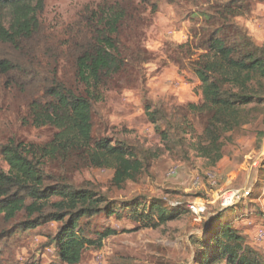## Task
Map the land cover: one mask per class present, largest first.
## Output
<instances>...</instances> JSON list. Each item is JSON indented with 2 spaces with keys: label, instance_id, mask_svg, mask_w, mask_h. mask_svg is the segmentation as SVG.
Wrapping results in <instances>:
<instances>
[{
  "label": "trees",
  "instance_id": "16d2710c",
  "mask_svg": "<svg viewBox=\"0 0 264 264\" xmlns=\"http://www.w3.org/2000/svg\"><path fill=\"white\" fill-rule=\"evenodd\" d=\"M135 1L138 4L130 2L127 7L115 2L99 11L97 23L84 28L87 37L80 39L76 32L51 45L38 19L44 0H0V46L5 50L0 55V79L14 92L12 101H21L24 107V115L15 119L52 132L48 142L24 143L10 130L8 115L0 121V157L7 166L6 172L0 169V264H13L4 252L10 256L14 232L46 223L56 224L50 245L57 259L51 264H79L85 250L99 249L116 235L113 229L99 231L90 225L99 215H118L116 205L110 206L102 194L75 189L72 180L83 170H109L112 185L120 189L146 169V158L136 149L127 142L112 144L98 138L94 127L96 113L103 119L98 104L105 93L140 84L142 66L152 60L139 31L140 11L151 4ZM190 1L200 11L193 15L191 41L167 48L175 54V63L200 82L201 101L183 107L146 104L145 111L151 124L166 126V142L175 129L187 126L195 139L193 150L215 167L223 157L224 135L259 118L264 121V44H255L248 29L238 23L249 13L247 0L205 7L201 0ZM196 52L200 54L192 59ZM193 123L200 125L199 133ZM129 205L134 206H123L126 215L152 229L189 211L181 204L177 205L181 209L166 208L162 202L147 207L140 199ZM211 242L215 256L205 264H264L227 225L212 230Z\"/></svg>",
  "mask_w": 264,
  "mask_h": 264
},
{
  "label": "rangeland",
  "instance_id": "374dc122",
  "mask_svg": "<svg viewBox=\"0 0 264 264\" xmlns=\"http://www.w3.org/2000/svg\"><path fill=\"white\" fill-rule=\"evenodd\" d=\"M225 1L228 0H201L200 4L205 7L206 3ZM115 2L118 7L138 4L135 0H44L38 19L48 34L46 43L67 41L71 34L77 35L76 32H80V39L87 37L85 26L100 18L99 11L114 7ZM149 2L152 6L145 5L139 14L143 18L139 22L141 45L152 57L142 66V82L121 92L105 93L104 102L98 104L103 109V119L100 120L99 113L94 116L98 138H106L112 144L127 142L132 150L136 149L146 158L147 166L135 181L127 182L120 189L112 185L113 173L109 170L89 169L73 175L75 189L102 194L108 204L116 205L119 211L116 216L99 215L90 220V225L97 230L113 229L116 235L104 240L99 249L85 250L79 264H205L215 256L212 230L225 225L236 231L245 246L264 262V238H256L257 230L264 229V121L259 118L224 135L223 157L215 167L209 166L193 150L195 139L187 126L175 129V134L166 142V126L151 124L145 106L155 108L162 102L166 107L200 103V82L189 70L175 63V54L167 48L191 41L193 15L200 11L197 12L190 0ZM247 2L249 13L238 23L248 29L255 44L262 45L264 0ZM199 54L196 52L192 59ZM0 55H5L1 46ZM13 93L0 79V121L8 115L10 130L15 131L21 142H48L52 137L51 129L26 127L15 119L19 114L24 115V107L20 106L21 101H12ZM194 126L199 133L200 125L195 123ZM173 168L176 173L170 175ZM0 169L7 171L1 157ZM207 175H212V180H208ZM195 179L201 182L198 188L192 185ZM239 189L249 191L248 198L230 211L222 212L225 209L219 206V196ZM135 199L143 200L147 207L162 202L166 208H177L181 204L189 211L157 229L144 228L130 219L123 207H133L129 204ZM193 202L203 208L202 215H195L189 208ZM221 213L224 215L219 217ZM55 231L56 224L46 223L35 230L14 232L8 244L10 256L5 251V257H10L13 264L54 263L57 256L50 240ZM210 264L225 263L211 261Z\"/></svg>",
  "mask_w": 264,
  "mask_h": 264
},
{
  "label": "built area",
  "instance_id": "2783aa9c",
  "mask_svg": "<svg viewBox=\"0 0 264 264\" xmlns=\"http://www.w3.org/2000/svg\"><path fill=\"white\" fill-rule=\"evenodd\" d=\"M176 173V169L173 168L170 170V175H174ZM212 175H207L208 180H212ZM193 187L198 188L201 186V182L198 179H195L193 181ZM249 196V191L244 190V189H239V190H233L229 192H223L219 196V206L223 209L229 208L233 206L234 204L244 201L248 198ZM189 208L193 211V213L197 216L202 215L204 212L203 208L200 207V205L196 202H193ZM256 238L261 240L264 238V229H258L256 232Z\"/></svg>",
  "mask_w": 264,
  "mask_h": 264
}]
</instances>
